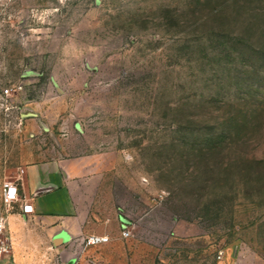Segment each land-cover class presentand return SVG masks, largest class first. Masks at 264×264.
<instances>
[{
  "label": "rangeland",
  "instance_id": "374dc122",
  "mask_svg": "<svg viewBox=\"0 0 264 264\" xmlns=\"http://www.w3.org/2000/svg\"><path fill=\"white\" fill-rule=\"evenodd\" d=\"M253 6L0 0V211L26 164L89 156L108 264H264V51L221 42Z\"/></svg>",
  "mask_w": 264,
  "mask_h": 264
},
{
  "label": "crops",
  "instance_id": "0c3cea01",
  "mask_svg": "<svg viewBox=\"0 0 264 264\" xmlns=\"http://www.w3.org/2000/svg\"><path fill=\"white\" fill-rule=\"evenodd\" d=\"M94 164L92 157L78 156L40 160L22 167V199L7 212L11 252L0 264H45L58 257L66 264H108L101 254L118 249L85 247L83 237L107 234L112 242L117 235L108 232L106 223L124 220L112 209L105 214V203L99 197L104 175ZM24 202L33 210L23 212ZM116 252L127 255L126 249Z\"/></svg>",
  "mask_w": 264,
  "mask_h": 264
},
{
  "label": "trees",
  "instance_id": "16d2710c",
  "mask_svg": "<svg viewBox=\"0 0 264 264\" xmlns=\"http://www.w3.org/2000/svg\"><path fill=\"white\" fill-rule=\"evenodd\" d=\"M245 4L246 3H239L240 8L250 7L249 4ZM232 20L235 30L234 37L232 39L224 38L221 41L222 44L225 45L226 54H229V49H231L232 46L243 43L252 46L256 45V48L258 47L260 48L259 50L264 51V9L253 6L251 11L239 13L233 16ZM228 131L231 134L227 125H224V128L222 127L220 129L212 128L206 137L207 150L218 151L223 148V144L229 140Z\"/></svg>",
  "mask_w": 264,
  "mask_h": 264
},
{
  "label": "built area",
  "instance_id": "2783aa9c",
  "mask_svg": "<svg viewBox=\"0 0 264 264\" xmlns=\"http://www.w3.org/2000/svg\"><path fill=\"white\" fill-rule=\"evenodd\" d=\"M5 92H9V89L6 88ZM2 198L4 202L11 208L14 207L15 203L21 201V191L17 183L12 181H7L2 187ZM22 211L27 213L33 210L31 204L22 203ZM123 236L127 237L130 235V230L125 229L122 232ZM110 241V237L107 234L99 233H89L83 237L84 246H95L102 245ZM11 252V240L8 233V224H7V213L0 211V260L4 258L5 255H8ZM45 264H66L61 257L56 258L55 260H49Z\"/></svg>",
  "mask_w": 264,
  "mask_h": 264
}]
</instances>
